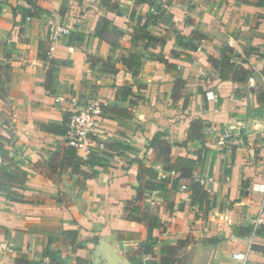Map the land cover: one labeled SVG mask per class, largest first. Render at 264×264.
Segmentation results:
<instances>
[{
    "label": "crops",
    "instance_id": "obj_1",
    "mask_svg": "<svg viewBox=\"0 0 264 264\" xmlns=\"http://www.w3.org/2000/svg\"><path fill=\"white\" fill-rule=\"evenodd\" d=\"M53 1L40 3L49 12L20 21L9 5L24 0H0V38L13 23L21 27L22 39L12 41L17 54L10 98L27 107L17 120V141L4 143L0 128V149L8 151L4 165L12 176L0 192V238L14 250L0 255V264L47 262L46 246L58 251L63 264L78 259L153 264L163 243L178 240L185 241L178 251L182 264H239L236 252H247L251 264H264V216L261 233L253 228L264 183V0H111L112 7L102 0ZM100 17L121 32V47L142 53L141 69H90L86 53L104 60L113 55L109 42L94 34ZM46 22L63 23L82 37L64 36L48 54L65 61L56 72L54 94L43 87L48 64L42 69L37 58L39 44L49 47L37 43ZM146 32L160 42L130 43L132 35ZM178 35L188 40V48L175 46ZM223 56L232 68L221 79L211 59ZM125 83L130 90L122 99ZM57 95L63 100L56 102ZM71 100L76 106L95 102L113 108L101 113L100 137L129 147L86 179L69 170L51 172L47 161L65 137L40 129L61 124L75 107ZM196 119L206 124L203 161L192 175L216 180L211 194L204 191L206 202H192L191 190L180 186L186 181L175 186L166 181L135 200L137 162L156 171L162 165L152 138L166 141L172 158L195 159L199 145L187 136ZM226 130L231 144L219 147ZM143 214L156 215L162 230L137 219ZM65 231L75 232L82 247L71 251ZM150 241L156 242L153 252L145 253L141 245Z\"/></svg>",
    "mask_w": 264,
    "mask_h": 264
},
{
    "label": "trees",
    "instance_id": "obj_2",
    "mask_svg": "<svg viewBox=\"0 0 264 264\" xmlns=\"http://www.w3.org/2000/svg\"><path fill=\"white\" fill-rule=\"evenodd\" d=\"M145 1L148 2L149 0ZM24 2L25 4H16L14 6H11L10 8L13 16H20V21H24L26 18H38L41 14L49 12L47 9L37 4L34 0H24ZM102 2L111 7L114 5L111 0H102ZM142 2H144V0ZM157 16L158 14H155L153 15V18ZM114 30L117 32L118 38L117 40L112 41L108 38V36L109 33ZM94 34L95 36L103 38L109 42L113 55L108 56L107 59L104 60L92 54L86 53V59L91 70H94L96 65H100L99 71L102 73H116L119 69L134 71L142 68V53H140L139 51L129 50V48H125L124 46L121 47V43L119 41L121 32L117 30L107 18L100 17L97 22ZM68 36L69 38H72L74 36L77 37V39L82 38L78 33H70ZM187 37L188 36H186V38ZM183 38L184 35H178L176 37V47L182 49H186L189 47L188 40H184ZM143 39H145L146 42H151L153 44H157L158 42H160L157 36L151 35L146 32L144 33V35H141L140 33L132 35L130 43L138 44ZM144 46H147V44H145ZM47 51L48 50L43 49L42 44H39L37 48V58L42 62L47 63L49 66L45 73L43 87L49 94H54L56 72L58 71L59 66L65 64V61L49 57ZM211 60L215 68L219 70L220 78H226L227 73L232 68V64L230 63L229 58L223 56L220 60L215 58H212ZM116 64H118V66H116ZM244 76V79L247 80L248 74L244 73ZM129 90L130 87L126 83L121 87V92L123 94L121 97L122 99L125 98L124 95H127L129 93ZM100 108L101 112L114 110L107 105H100ZM204 124L206 123H203V121L200 119L193 120L188 132L187 140H192L199 145L198 154L195 159L182 156L172 158L170 156L169 144L166 141L161 140L158 135H155V137L152 138V140L150 141V146L157 149V152L163 154L161 168L166 171L175 170L179 173V176L175 179L167 178L157 181V171L155 169L144 166L141 161H135L138 163V184L135 187L137 192L135 200L142 199L145 193H149L155 189H160L163 183L166 181L171 182L172 186L179 184L181 181H186L188 182V185L185 183H181V185L184 184L189 190H191L192 202H198L200 205L206 202V193L198 184V182L194 180V176L192 175L194 167L196 165H201L203 161L202 153L204 148V134L202 133L201 128ZM40 129L49 133L65 135L66 119H64L61 124L48 123L40 125ZM120 149H129V147L121 145L118 142H105V149H93L86 157L83 158L77 154L76 150L72 146L68 145L65 142L64 144L58 146L54 151H52L47 161V165L51 172H56L57 170H69L71 174L80 175L83 177V179H86L95 176L98 173L97 167H103L105 165V162L110 160L114 156V153H116ZM7 154L8 151L2 148L0 149V192L4 190V181L12 179V176L6 171V166L4 165V159ZM84 167H88V170H85ZM134 210L138 212L139 208L135 206ZM137 219L145 221L151 228L162 230V223L156 215L143 214ZM257 232V234L261 233V227ZM63 234L65 237L67 236L68 238H70L69 244L71 246V251H74L75 248L82 247V245L76 241L77 234L75 232L65 231ZM155 243V241L146 242L143 243L141 247L143 248V251L145 253H151L153 252ZM184 243V240H178L176 244L163 243L159 248L158 262L154 261L153 264H182L180 258L178 257V251L180 246ZM42 254L44 258L48 259V261H41L40 263L37 262L33 264H63L58 251L49 249L48 246L44 248ZM75 264H89V262L86 259H78Z\"/></svg>",
    "mask_w": 264,
    "mask_h": 264
},
{
    "label": "built area",
    "instance_id": "obj_3",
    "mask_svg": "<svg viewBox=\"0 0 264 264\" xmlns=\"http://www.w3.org/2000/svg\"><path fill=\"white\" fill-rule=\"evenodd\" d=\"M70 34V29L63 23H51L49 34V47L47 53L49 54L56 43L59 40ZM264 61V59H263ZM63 98L59 95L55 97L56 102L62 101ZM71 103L75 106L66 118V132L65 142L72 146L77 154L81 157H86L93 149L103 150L105 149V142L100 137L98 129V123L101 120V108L98 103L87 102L83 105L76 106V101L71 100ZM231 144V133L224 131L217 140L219 147L227 146ZM1 163V158H0ZM179 176V173L175 170H163L160 168L157 171L156 180L175 179ZM194 180L204 189L206 193L211 194L216 185V180L212 175L195 176ZM260 191L263 194V199L259 207L257 216L253 220L254 231H257L263 224L264 216V183L259 186ZM182 189H186V185H181ZM13 248L5 238H0V254L11 253ZM233 257L239 261V264H251L248 259L247 252H236Z\"/></svg>",
    "mask_w": 264,
    "mask_h": 264
},
{
    "label": "rangeland",
    "instance_id": "obj_4",
    "mask_svg": "<svg viewBox=\"0 0 264 264\" xmlns=\"http://www.w3.org/2000/svg\"><path fill=\"white\" fill-rule=\"evenodd\" d=\"M37 4L40 5L42 3L45 5V1H49L50 5H53V0H34ZM48 4V5H49ZM12 5H9V11ZM1 9V8H0ZM63 10V6L61 5L59 11ZM11 12V11H10ZM49 21V20H48ZM45 28L42 34V40H38L37 43H48L49 42V34H50V26L51 23L46 22ZM13 29H15V35L12 34ZM21 29L18 23H13L11 30H6L3 33V36L0 38V128L3 130V135H1L4 143H13L17 141L18 136L15 134L17 120H21L23 118L24 110L27 109L26 105L20 104L17 105L14 103V100L10 98L11 92V80H12V65L11 63L16 59L17 48L14 47L16 42H12L14 38L22 39L20 35H17V32ZM21 31V30H20ZM108 38L112 41L117 40L118 34L117 32L111 31L109 33ZM46 67V63L41 67L44 69ZM49 67V66H48ZM66 102V101H64ZM70 112H67L64 116V119L67 118V115ZM14 252V251H13ZM11 252V253H13ZM5 253V254H11ZM2 255V254H0Z\"/></svg>",
    "mask_w": 264,
    "mask_h": 264
}]
</instances>
